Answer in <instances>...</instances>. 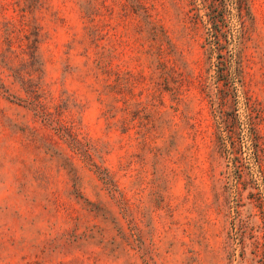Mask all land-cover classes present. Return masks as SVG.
Returning a JSON list of instances; mask_svg holds the SVG:
<instances>
[{"label":"rangeland","instance_id":"1","mask_svg":"<svg viewBox=\"0 0 264 264\" xmlns=\"http://www.w3.org/2000/svg\"><path fill=\"white\" fill-rule=\"evenodd\" d=\"M46 1L0 0V264H264V0Z\"/></svg>","mask_w":264,"mask_h":264},{"label":"trees","instance_id":"2","mask_svg":"<svg viewBox=\"0 0 264 264\" xmlns=\"http://www.w3.org/2000/svg\"><path fill=\"white\" fill-rule=\"evenodd\" d=\"M37 1V0H35ZM44 7L46 9H51L50 4L46 1V0H42ZM46 1V2H45ZM204 2H206V4L208 2H216V6L218 7V0H204ZM30 8L33 7L32 4H30L29 6ZM211 17H209V22L210 25L213 24L214 27V31L215 34L217 35V37L220 38V36L224 35V29L221 25L222 22V18H223V13L221 8H218V10L216 11V13L214 11L211 12V15H209ZM56 19H58L60 21V16L56 14ZM26 26H28V32H27V37L30 36V47L31 46H36V37H37V32H38V28L36 27V25H28L26 24ZM22 28V26H21ZM89 37V32L87 30V26L83 25L82 27V31L79 32V39L76 41L77 43H81L84 48H86V53H88V48L90 47V45L88 44L86 47V41L88 40ZM225 38V37H222ZM221 39V38H220ZM34 51H32V53L30 55H33ZM95 63H97L99 66H101V62L96 59ZM240 54L239 52L235 53V70H237V72L240 70ZM15 97H18L20 100L24 101V104H26L28 107L30 106V108H32L33 112L36 115H39L43 120H45L48 124H51L52 127L60 134H63L64 132V125L60 123V121L58 120L57 116H54L53 112L51 110H49L48 107L44 106L41 104V100L39 99V97L35 96V89H25V95L21 96V95H17V94H13ZM251 143L254 145V152L257 153L258 151V147L256 144V141L253 139V134L251 136ZM233 147V145H232ZM95 164V170L96 172H98L99 176L103 179L104 182L106 183H111L113 184V188L112 190L110 189L111 195L112 196H116L118 198V202L122 201L123 198V193L121 188L117 185V183L115 182L114 179H112L111 177V173L105 169L104 167L100 166V164L94 163Z\"/></svg>","mask_w":264,"mask_h":264}]
</instances>
